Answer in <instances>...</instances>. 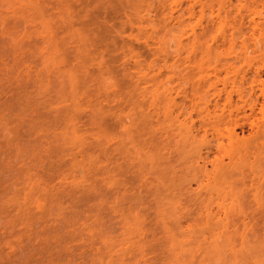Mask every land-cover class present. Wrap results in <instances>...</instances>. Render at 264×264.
Listing matches in <instances>:
<instances>
[{
	"label": "rangeland",
	"instance_id": "1",
	"mask_svg": "<svg viewBox=\"0 0 264 264\" xmlns=\"http://www.w3.org/2000/svg\"><path fill=\"white\" fill-rule=\"evenodd\" d=\"M263 183L264 0H0V264H264Z\"/></svg>",
	"mask_w": 264,
	"mask_h": 264
},
{
	"label": "bare ground",
	"instance_id": "2",
	"mask_svg": "<svg viewBox=\"0 0 264 264\" xmlns=\"http://www.w3.org/2000/svg\"><path fill=\"white\" fill-rule=\"evenodd\" d=\"M62 6H63V5H62ZM62 6L60 5L61 8H62ZM58 9H59V8H58ZM64 10H65V9H64ZM59 11H60V10H59ZM62 11H63V10H62ZM60 13H61V12H60ZM62 13H63V12H62ZM65 13H66V12H65ZM62 15H63V14H62ZM63 16H64V15H63ZM66 18H67V17H66ZM64 19H65V17H64ZM66 21H67V20H66ZM65 34H66V33H65ZM50 37H51V36H50ZM50 37H49V38H50ZM51 39H52V38H51ZM81 62H82V61H81ZM82 63H83V62H82ZM83 64H84V63H83ZM81 65H82V64H81ZM82 66H83V65H82ZM58 70H59V69H58ZM59 73H60V72H59ZM61 75H62V74H61ZM69 75L72 76L73 74H68V76H69ZM74 75H75V74H74ZM74 75H73V77H71L72 79H70V78L68 79V80H69V85H70V88H71V89L67 86V87L69 88V89H68V92H69V90L71 91V92H70V93H71L70 96H72V99H73V95L76 94V93H74V92H73V93H74V94H73L72 91H74L73 88H75V87H76V84H77V83H75V80H74V79L76 78V75H75V76H74ZM105 78H106V77H105ZM72 80H74V82H73ZM70 81H71V82H70ZM103 82H105V80H104ZM63 83H64V82H63ZM73 83H74V84H73ZM105 84H106V83H105ZM74 85H75V87H74ZM106 85H108V83H107ZM108 86H110V85H108ZM67 87H66V88H67ZM77 88H78V87H77ZM75 90L78 91L79 89L77 90V89L75 88ZM76 91H75V92H76ZM236 91H237V96H238V98H239V100H240L241 102L246 103V104H249V102H248L249 100L252 102V104H251L250 107H251V110H253V106H254V104H255V102H254L255 100L251 98V93H249V92L247 93L246 90H244V89H242V88H239V89H237ZM78 92H79V91H78ZM78 92H77V94H78ZM72 94H73V95H72ZM80 94H81V92H80ZM76 96H78V95H76ZM75 99H76V97H75ZM77 99H79V98H77ZM226 99H227V101H229V102L231 101L232 98H231V94H230V93H227V95H226ZM216 100H217V99H216ZM216 100H215V102H214V106H216V108H217V105H218L217 102H218V100H217V101H216ZM70 101H71V100H70ZM227 101H226V102H227ZM76 102H77V101H76ZM230 103H231V102H230ZM230 103H229V104H230ZM74 105H75V102H74ZM75 106H77V105H75ZM230 106H231V105H230ZM233 107H235V106H233ZM236 107H237V110H238V109H239V105H237ZM229 108H230V107H229ZM233 109H234V108H233ZM235 109H236V108H235ZM231 111H232V110H231ZM224 112H225V111H224ZM230 113H231V112H230ZM70 115L72 116V114H70ZM70 115H69V117H67V118H70V117H71ZM214 127H215V128H214ZM214 127H213V128H214V130L216 131V126L214 125ZM190 130H191L190 128H189V129L186 128V133H191ZM126 132H127V130H126ZM127 134H128V133H127ZM65 143H66V142H65ZM67 146H68V144H67ZM63 148H64V147H63ZM65 149H66V148H65ZM259 164H260V163H259ZM201 172H203V171H201ZM226 179H227V178H224V181H227ZM263 184H264V183H263ZM231 190H232V188L230 189V191H231ZM231 192H233V190H232ZM231 192H230V196H231V198H233V197H232V196H233V193H231ZM225 217H227V215H226ZM224 241H225V242H223V245H224V246H227V245L229 244L230 239L227 238V239L224 240ZM242 242H243V241H242ZM230 243H231V242H230ZM218 250L221 251V248L218 249Z\"/></svg>",
	"mask_w": 264,
	"mask_h": 264
}]
</instances>
